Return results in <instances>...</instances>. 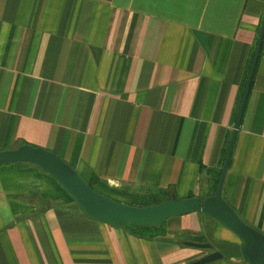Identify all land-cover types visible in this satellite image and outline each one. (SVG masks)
I'll return each mask as SVG.
<instances>
[{"label": "crops", "instance_id": "0c3cea01", "mask_svg": "<svg viewBox=\"0 0 264 264\" xmlns=\"http://www.w3.org/2000/svg\"><path fill=\"white\" fill-rule=\"evenodd\" d=\"M263 16L264 0H0V151L52 152L125 198L211 196ZM222 198L264 235V41ZM160 226L137 238L36 166H0V264H190L206 250L179 243L239 240L203 214Z\"/></svg>", "mask_w": 264, "mask_h": 264}, {"label": "water", "instance_id": "95a60500", "mask_svg": "<svg viewBox=\"0 0 264 264\" xmlns=\"http://www.w3.org/2000/svg\"><path fill=\"white\" fill-rule=\"evenodd\" d=\"M264 41V16L262 19L256 46L252 55L245 84L234 120L233 129L223 159L219 178L214 193L200 200L199 198L177 199L155 206L133 207L109 199L93 190L70 166L56 154L41 148L21 145L13 150L0 151V166L5 164H31L49 175L70 195L83 213L92 220L102 222L114 228L124 225L156 227L167 219L183 214H203L222 224L240 241V245L217 243L214 252L190 264H209L218 260L244 259L248 264H264V235L244 224L222 198L225 176L231 160L237 132L241 123L254 77L256 65ZM183 245L197 250H210V244L184 242Z\"/></svg>", "mask_w": 264, "mask_h": 264}, {"label": "trees", "instance_id": "16d2710c", "mask_svg": "<svg viewBox=\"0 0 264 264\" xmlns=\"http://www.w3.org/2000/svg\"><path fill=\"white\" fill-rule=\"evenodd\" d=\"M217 181H218V179H217ZM217 181L215 183V188H216V185H217ZM88 186L90 188H92L93 190H95L96 186H99L104 191H106L108 193H111V194H115V191H113L111 189H108L105 185L101 184L98 180H96L94 178L91 179V181L88 183ZM215 188L213 190V193L215 191ZM98 193H100V192H98ZM130 197H132V196H128V198H130ZM172 197H174V196H172ZM171 198L167 196L165 191H155V192L150 193V194H148V195H146L144 197H135V199L137 201H140V203H137V204L134 203V199L132 197V198L129 199L130 202L127 203V205L133 206V207L146 208V207H151V206L158 205V204L163 203V202H167ZM190 198H193V197H189V199ZM109 199H111V198H109ZM114 201L118 202V200H114ZM120 203H123V202H120ZM124 204H126V203H124ZM160 227L161 226H159V227H140V226L124 225L122 228L126 229L131 235H133V236H135L137 238L144 239V240L145 239L152 240L153 238H156V237H165L164 233H162V232L159 233V229H161ZM179 245L183 246L182 243H179Z\"/></svg>", "mask_w": 264, "mask_h": 264}, {"label": "rangeland", "instance_id": "374dc122", "mask_svg": "<svg viewBox=\"0 0 264 264\" xmlns=\"http://www.w3.org/2000/svg\"><path fill=\"white\" fill-rule=\"evenodd\" d=\"M95 190L98 191V192H100L101 194H103L104 196H106V197H108V198H111V199H113V200H118V202L129 203V202H130L129 199L132 198V197H130V198H128V197L125 198V197H121V196H118V195H113V194H111V193H108V192H106V191L100 189L99 187L95 188ZM133 199H134V203H135V204L140 203V201H137V200L135 199V197H133ZM138 206H139V205H138ZM160 225H162V224H160ZM160 225H159V226H160ZM159 226H156V227H159ZM193 241H194V242H197V239H193ZM193 241H192V242H193ZM194 242H193V243H194ZM217 243H222V242L211 241V242H209V243H204V244H210V245L212 246V248H211L210 250H206V251H204V253H206V255H208V254H211L212 252H214V251H215V250H214V245L217 244ZM223 243H225V242H223ZM197 244H201V243H197ZM236 245H240V241H239V240H238V242H237Z\"/></svg>", "mask_w": 264, "mask_h": 264}]
</instances>
